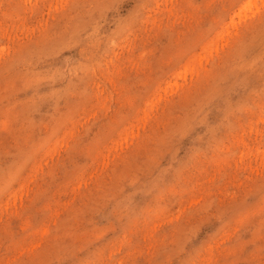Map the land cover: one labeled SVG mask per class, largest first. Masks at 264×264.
<instances>
[{
  "label": "rangeland",
  "instance_id": "1",
  "mask_svg": "<svg viewBox=\"0 0 264 264\" xmlns=\"http://www.w3.org/2000/svg\"><path fill=\"white\" fill-rule=\"evenodd\" d=\"M0 264H264V0H0Z\"/></svg>",
  "mask_w": 264,
  "mask_h": 264
}]
</instances>
